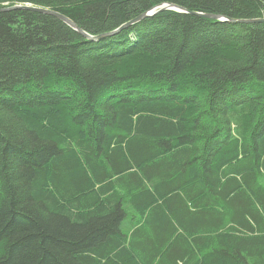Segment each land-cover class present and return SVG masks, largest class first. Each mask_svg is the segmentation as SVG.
<instances>
[{
    "label": "trees",
    "instance_id": "obj_1",
    "mask_svg": "<svg viewBox=\"0 0 264 264\" xmlns=\"http://www.w3.org/2000/svg\"><path fill=\"white\" fill-rule=\"evenodd\" d=\"M27 4L91 35L164 4L264 18V0H0V264H185L189 236L202 264H264V23L165 10L91 41L2 11Z\"/></svg>",
    "mask_w": 264,
    "mask_h": 264
},
{
    "label": "water",
    "instance_id": "obj_2",
    "mask_svg": "<svg viewBox=\"0 0 264 264\" xmlns=\"http://www.w3.org/2000/svg\"><path fill=\"white\" fill-rule=\"evenodd\" d=\"M18 9L30 10V11H34L37 13H41V14H45V15H49V16L58 18L61 21H63L64 23H66L68 26H70L72 29H74L75 31L80 33L83 37H85L91 41H98V40L105 38V37H111V36L117 35L120 32H122L123 30H125L126 28H128L134 24H137V23L143 21L144 19H146L148 17H152V16L156 15L157 13L163 12L165 10H174V11H177L180 13H186V14H190V15H193L196 17H201V18H205V19H213V20L222 21V22H229V23H233V24L264 23V18H261V19H234V18L226 17L224 15H219V14L188 11L187 9L180 7V6H177L175 4H164V5L155 7L151 11L145 12V13L137 16L136 18L130 20L129 22L121 25L118 29H116L114 31H111L108 33H103L100 35H91V34L87 33L86 31H84L83 29H81L79 26H77V24L75 22H73L70 18H68L67 16L63 15L60 12L53 11V10H50L47 8L35 7V6L27 4V5H16V6L8 7L5 9H2V11H10V10H18Z\"/></svg>",
    "mask_w": 264,
    "mask_h": 264
},
{
    "label": "crops",
    "instance_id": "obj_3",
    "mask_svg": "<svg viewBox=\"0 0 264 264\" xmlns=\"http://www.w3.org/2000/svg\"><path fill=\"white\" fill-rule=\"evenodd\" d=\"M133 222H131V221H129L127 224H126V229H127V236H128V240H130V238H131V234L132 233H136L137 232V230H138V226H134L133 227V229H132V227H131V224H132ZM132 229V230H131ZM208 234H209V232H207ZM207 233H203V232H198V234H197V236L200 238V239H202L201 237L203 236V234H204V236H209ZM187 239H188V237H187ZM188 243L190 244V248H191V250L193 251V253H194V256L196 257V259H194V258H192V256H191V254H192V252H190V254H188L186 257H185V259H184V263L185 264H202V260H205L204 259V257H203V250H205L204 249V247L203 246H195V245H193V240H192V237H190L189 236V239H188ZM210 251H211V249H210ZM128 256H129V254L128 253H125L124 254V263L125 264H129L130 263V261L128 260ZM207 260H208V258H207ZM135 262H137V258L135 259ZM206 263V262H205ZM141 264V263H140ZM180 264H182V262L180 263Z\"/></svg>",
    "mask_w": 264,
    "mask_h": 264
}]
</instances>
